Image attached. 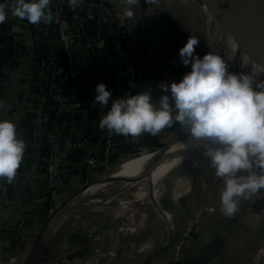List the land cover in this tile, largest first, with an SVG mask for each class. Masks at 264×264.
<instances>
[{
	"label": "crops",
	"instance_id": "0c3cea01",
	"mask_svg": "<svg viewBox=\"0 0 264 264\" xmlns=\"http://www.w3.org/2000/svg\"><path fill=\"white\" fill-rule=\"evenodd\" d=\"M35 1L41 8L43 0ZM17 3L28 7L31 0H17ZM73 3L74 0L61 1L58 4L60 12L68 14ZM130 9L132 16L127 33L116 39L114 34L104 31L105 44L101 54L90 50L84 42L76 44L75 56L84 63L82 71L77 84L64 86L61 96L52 102L50 119L46 123L40 119L44 89L31 80L37 70L36 64L25 69L24 62L30 52L27 51L26 33L22 32L21 42L26 57L23 63L16 64L12 59L10 26L0 16V138H3L0 146V264H5L13 250L18 252L39 231L45 215L43 218L37 215L34 221L25 219L17 240L10 245L19 219L39 208L44 210L43 194L54 186L58 189L55 198L65 197L83 183L87 156H94L92 177L134 153L129 144L126 117L120 116L110 157L101 159L105 119L97 116L94 98L85 99L86 95H94L97 86H106L112 91L126 88L155 96V100L140 101L137 108V129L143 150L160 146L171 132L174 121L166 112H170L176 122H183L179 126L188 122L180 128L183 129L195 120L188 119L218 109L219 104L231 106L238 100V88L235 95L229 92L220 98L223 95L220 86L225 83L227 71L233 65V47L238 45L205 4L199 0H139V6ZM86 11L81 29L90 34L97 10L88 7ZM13 25L20 29V24ZM156 40L161 47H157ZM47 54L55 64L60 65L63 61L54 25L49 32L38 36L35 55ZM173 54L178 57H172ZM24 71L30 77L25 82L23 101L18 112L9 119L14 106L13 94L19 86L20 73ZM247 83L245 80L240 87L246 88ZM61 116L64 117L62 127L58 125ZM69 119L70 123H67ZM28 121L31 128L27 126ZM34 127L38 137L32 141L30 136ZM48 133L57 135L55 165L62 173L61 182L51 183L47 179L44 154L49 145ZM79 135H84L86 141L75 145L74 140ZM17 152L21 157L20 176L14 194L10 195L6 191L8 173ZM197 181L194 188L188 184L175 197L170 190L169 194L160 196L159 204L167 213L169 224H165L151 208L144 213L142 233L153 238L152 248L144 254L135 252L132 247L127 257L122 258L123 253L116 259L110 254L98 253L112 248L120 239L117 236L119 217L111 208H106L83 212L77 223L73 220L63 222L64 218L52 223L51 230L43 232L26 264H51L56 256L55 243L62 240L73 264H82L85 259L90 261L94 256H98L102 264H260L256 256L264 242V197L257 200L237 182H202L200 186V178ZM33 203L37 210L31 206ZM200 205L212 209L200 214L185 243L180 246L175 240L169 243V227L177 225L179 214L184 212L185 217H189ZM217 206H224L230 212L220 213L215 209ZM131 235L136 238L138 232ZM153 251L155 255L145 263V257ZM23 255L20 254L21 262L25 258Z\"/></svg>",
	"mask_w": 264,
	"mask_h": 264
},
{
	"label": "built area",
	"instance_id": "2783aa9c",
	"mask_svg": "<svg viewBox=\"0 0 264 264\" xmlns=\"http://www.w3.org/2000/svg\"><path fill=\"white\" fill-rule=\"evenodd\" d=\"M63 0H43L41 8H38L37 2L31 0L28 7H21L18 5L17 0H0V16L6 19L10 26V41L12 50V59L16 64H21L25 60L26 53L21 49V42H23L22 32L26 33V44L28 59L25 60V69L31 64H38L41 71L44 73L45 87H46V101L43 103L40 109V119L43 123H46L50 119V105L49 101L61 96L62 88L67 84L72 86L77 84L78 76L82 71L84 63L78 60L75 56L74 46L79 42L87 44L88 48L98 54L103 52L105 38L104 31L114 34L116 39L127 33L126 25L129 23L132 11L130 8L121 5L115 0H74L73 6L68 14H62L60 12L58 4ZM88 7H94L97 10L96 22L93 30L90 34L82 32L81 22L85 19L86 10ZM158 15L160 11L156 12ZM17 23L20 29H17L13 24ZM51 24H55L56 31L58 33L59 45L62 53L63 61L61 64H51L50 54L41 56L38 59L35 55V50L38 47V36L44 35L51 29ZM245 53V58L246 57ZM68 64V70H65L63 64ZM241 67L245 68L244 73L247 72L246 61L241 62ZM245 76V74H244ZM243 76V77H244ZM30 75L25 71L20 73L19 86L13 94L14 106L10 110L8 116L9 119L13 118L18 112V109L23 101V96ZM245 78V77H244ZM98 95V107L97 116L105 119V130L103 134L102 156L105 160L110 157L113 148L114 132L116 128L117 120L120 116L126 117L127 133L129 144L133 151L142 152V145L140 142V135L137 129V108L142 100H155V96L134 92L126 88L112 91L106 86H97L96 91ZM90 99V98H87ZM167 116L175 122L173 115L170 112H166ZM64 121L61 119L58 123L60 127L63 126ZM32 139H36L37 129L33 128L31 132ZM54 133H48V148L46 154V174L49 182H61L62 173L56 168L55 157V138ZM2 137L0 138V146L2 144ZM86 141L85 137L77 136L74 140L75 145H81ZM128 159V158H127ZM21 157L19 152L16 153L10 166V177L7 181L6 191L8 194L13 195L16 190L18 178L20 176V163ZM94 162V156H87L85 164L83 165L85 171V182H90L91 178V165ZM93 177V176H92ZM57 189L52 186L50 189L49 207L48 210L53 212L52 204L56 202ZM258 196L257 199H260ZM99 201V200H97ZM106 201H109L107 199ZM33 208L36 204L31 205ZM212 209L208 205H200L195 208L193 213L189 217H185L184 223L181 224L180 232L178 233L175 244L180 246L185 243L193 225L198 221L200 214L203 211ZM220 213H229L230 210L224 206H217L215 208ZM58 212V211H57ZM56 213V212H55ZM252 214V212L250 213ZM62 216V215H60ZM59 216V217H60ZM25 217H21L16 226L14 240H17L20 226L22 225ZM58 221V220H57ZM56 223V221H54ZM52 221V223H54ZM130 228L131 227H127ZM133 228V227H132ZM121 229V226L119 227ZM134 229V228H133ZM132 230V229H131ZM264 244V243H263ZM261 244L257 252V262L264 264V259L260 255L264 254V245ZM148 246V243L141 245L139 249H144ZM57 251L56 257L53 258L51 264H73L72 258L68 257L66 252L65 241H59L55 243ZM115 248V246H114ZM120 255L123 253L122 246ZM22 253V252H21ZM20 253V254H21ZM99 254H115L112 250H99ZM20 254L18 255L15 250L8 256L5 264H21ZM119 258V256L117 257ZM82 264H102L98 256H94L93 259Z\"/></svg>",
	"mask_w": 264,
	"mask_h": 264
},
{
	"label": "rangeland",
	"instance_id": "374dc122",
	"mask_svg": "<svg viewBox=\"0 0 264 264\" xmlns=\"http://www.w3.org/2000/svg\"><path fill=\"white\" fill-rule=\"evenodd\" d=\"M53 25L56 29L55 24H51V26ZM128 25L129 23L126 25V28H128ZM155 43L157 44V40ZM184 43L186 46L188 45L187 41H184ZM157 47H161V44H157ZM169 51L171 50L169 49ZM233 53V65L230 67V70L227 71L229 73L226 74L225 83H222L220 86V94H223L220 98L222 99L224 94L229 92H233V94L235 95V90L237 88L239 90H237L239 92L237 94L240 95L238 96V100L231 104V106L225 105L223 107L222 105L217 104L218 109L212 110L214 112L213 116L211 115L216 119L230 114L232 109L239 107L247 98L252 97L257 92V90L264 84V63H260L256 60L254 68L250 69L251 64H253L251 61L252 58H245V51L243 50V48H241L240 46H234ZM172 57L177 58L178 55L173 54ZM243 60L246 61V73H244L245 68L241 67V62ZM227 77L228 80L226 79ZM245 80L248 81L246 88L240 87V84ZM75 114L71 116V122H73ZM254 114L255 115L252 124L243 126L236 133H234L232 136L222 142L211 145H202L198 147L191 154L176 163L172 168L168 169L160 180L161 185L164 187L165 191L167 192L170 190L171 192L170 188L172 187L177 191H182L184 187L182 188L180 184L185 187L186 185L191 184V188H194V186L198 184V178H200V186L202 182V184H205L207 182L212 184L219 182L224 183L226 181L234 183L237 182L241 184L243 188H245V190H248L249 193H253V196H255L254 198L257 199L258 196H261L259 198L262 199L264 197V94L261 97ZM90 118H93V115H90ZM67 123H70V119ZM67 123L65 124V126L67 125ZM181 123H178L176 121L173 122V127L169 130L173 131L169 135V138H167L165 146L170 143L171 136L173 135V133L177 132L182 127V125L179 127L176 126ZM174 127L176 128L175 130L173 129ZM66 130L67 129H65V131ZM80 137H82V135H80ZM160 146L151 150L142 149V152H138L139 150H137L133 154L119 159L111 166L109 165L108 167H105L100 174H98L97 176L94 175L90 179H101L102 177L108 174L110 175L113 173V171L119 168L122 163L126 161H131L133 158L143 152L147 154H153V151L159 148ZM215 149L217 151H225L226 155H216ZM155 153L156 152H154V154ZM100 157L101 159L103 158L101 155ZM143 173L144 171L141 173L130 174L128 177H123L118 180L108 179L106 180L107 183L101 184L100 186H98L99 188L98 190H96V192H93L90 195H86V197L81 196V193L84 191V189L82 191H78L73 196H71V198H69L66 205L59 212L62 216L59 217L58 221L64 218V220H62L63 222L66 220H73L74 223H77L81 219L80 215L83 212H91L98 209L100 210L111 208V211H113L119 217L117 222V236L120 239L118 242H114L115 248L113 246L112 248L108 249V251L112 250L115 252V254H110V257H114L116 259L117 255H119L118 248L122 246L124 242L130 243L135 239H137V242L131 244L133 246L132 249H135V252H138L139 254H144V252H148V250L151 249L153 246V238L150 235L142 233V231L145 225V218L143 215L144 213H147L150 208L152 209L153 206L148 192L149 185L145 180H140L138 181L139 183L130 187H126L124 185L126 181H129L131 179L130 177H135ZM200 174L201 177L199 176ZM95 180L90 181L89 184H91ZM83 183H85V181H83ZM73 191L74 190H71L70 193ZM146 192L148 193V195H146ZM166 192L162 193L160 196L166 195ZM66 197L67 196H63L60 198L56 197V202L52 204L53 209L60 201H62ZM107 199H109V201H106ZM49 213L50 211L47 209V213L45 214L43 220L46 219ZM81 222H84L83 219L81 220ZM120 226L121 229H119ZM127 227H131L132 230ZM169 228L172 229L171 227ZM50 230L51 227L49 231ZM135 232H138V238H134V236L136 235H131ZM34 237L29 239V241L26 242L22 246V248L18 250V252H16L18 255L21 252L22 254H24L23 257L25 258L21 262V264H26V262L31 259L30 257L33 253L32 251L29 253V251L27 252V250H30V246L33 242ZM145 243H148V246L144 249H139V247L141 245H144ZM260 256L262 257V259H264V254ZM260 264H262V262H260Z\"/></svg>",
	"mask_w": 264,
	"mask_h": 264
},
{
	"label": "bare ground",
	"instance_id": "6f19581e",
	"mask_svg": "<svg viewBox=\"0 0 264 264\" xmlns=\"http://www.w3.org/2000/svg\"><path fill=\"white\" fill-rule=\"evenodd\" d=\"M255 1L264 3V0ZM246 57L251 59V57L248 55H246ZM251 61L253 64H251L250 69H253L256 61H254L253 59H251ZM263 94L264 84L257 90V92L252 97L247 98L239 107L232 109L230 114L217 119L208 115L200 116L194 121H192L191 124L187 127L180 129L179 132L177 131L178 133L175 137L174 135L176 134V132L173 133L171 138H174L172 139V141H170L168 145L164 147V153L162 155H159V153L157 152L155 154H147L143 152L133 158L131 161H126L122 163L119 168H117L115 171H117V174L118 176H120V178L128 177L130 174L141 173L144 171V173L141 175L130 177L131 179L129 181H126L124 185L126 187H130L139 183L138 181L140 180H145L149 185L148 192L151 199V203L153 204L152 210L165 224H169L170 220L168 219V215L159 204L160 195L166 192L160 182L162 176L168 169L172 168L176 163L191 154L198 147L202 145H211L222 142L228 139L234 133H236L243 126L252 124L256 107ZM186 124L183 125L185 126ZM176 126L179 127V125ZM215 151L216 155H226V152L223 150L217 151L215 149ZM112 176V174H108L102 177L101 179L96 178L95 181H93L84 189V191L81 193V196L86 197V195H90L91 193L96 192V190H98L99 188L98 186L107 183V177L110 178ZM180 186L185 187L182 184H180ZM166 193L169 194L170 192L167 191ZM178 193L179 191L171 188L170 194L173 195V197L177 196ZM146 195H148L147 192ZM61 210L62 209H60L54 214L52 218L53 222L59 219V216L61 215L59 212ZM131 244L132 243L127 242H124L122 244L123 254L120 256V258H122L123 256L127 257V255L131 252V247H133ZM28 251L29 249L27 250V252Z\"/></svg>",
	"mask_w": 264,
	"mask_h": 264
},
{
	"label": "water",
	"instance_id": "95a60500",
	"mask_svg": "<svg viewBox=\"0 0 264 264\" xmlns=\"http://www.w3.org/2000/svg\"><path fill=\"white\" fill-rule=\"evenodd\" d=\"M121 5L128 8H136L139 6V0H115ZM205 4L215 19L223 27V29L232 37L235 43L243 48L245 53L250 56L255 61L264 63V3L255 2L254 0H199ZM214 111H209L205 114H198L195 117L188 119L194 120L202 115L213 116ZM172 132V131H171ZM169 133V135L171 134ZM167 136V138L169 137ZM163 144L153 151L162 155L166 140ZM117 171H113L112 177H107L110 180L121 179L118 176ZM96 179V178H95ZM93 179V180H95ZM98 179V178H97ZM107 179V180H108ZM90 182H85L80 185L76 190L71 192L65 199L60 201L56 206L53 212H50L46 219L43 221L40 226L39 231L35 235L33 242L30 246L29 253L34 251L36 244L41 239L43 232L48 229L52 224V218L55 212L62 209L69 198L73 196L78 191H82L89 185ZM185 219V213L181 212L179 214V220L177 225L170 230V240L169 243H172L181 229V224ZM121 252V249L118 250V254ZM155 255V251L151 252L144 259V262L147 263Z\"/></svg>",
	"mask_w": 264,
	"mask_h": 264
},
{
	"label": "trees",
	"instance_id": "16d2710c",
	"mask_svg": "<svg viewBox=\"0 0 264 264\" xmlns=\"http://www.w3.org/2000/svg\"><path fill=\"white\" fill-rule=\"evenodd\" d=\"M40 58V56H38V58H37V63H38V59ZM49 63H51V64H55L54 62H52L51 60H50V62ZM36 66V68L35 69H37L36 70V72H33L34 74H32V78H31V80H33V81H36L37 83H39V84H41L42 85V87H43V89H44V96H43V101H42V104H41V106L43 105V103L46 101V87H45V78H44V73L41 71V68H40V66L38 65V64H36L35 65ZM63 67L65 68V70H68V64L67 63H64L63 64ZM101 88H102V86H101ZM92 97L94 98V100H95V102H96V105L98 104V95H97V92H95L94 93V95L93 96H88V95H86V97H85V99H87V98H91L92 99ZM56 99H58V98H56ZM56 99H51L48 103H49V105L51 106V104H52V102L54 101V100H56ZM90 99V100H91ZM89 100V99H88ZM97 107H98V105H97ZM97 109V108H96ZM97 111V110H96ZM96 115V114H95ZM63 120L64 119V117L63 116H61L60 118H59V120ZM27 126L29 127V128H31L32 126H31V122H27ZM54 134H56V133H54ZM47 136V135H46ZM80 136V135H79ZM82 137H84V135H82ZM47 138V137H46ZM30 139L32 140V137L30 136ZM47 140H48V138H47ZM33 141V140H32ZM56 141H57V137L55 138V142H54V145H55V150H56ZM49 143V142H48ZM48 148V147H47ZM56 153V152H55ZM46 154H47V150L45 151V161H46ZM55 157H56V155H55ZM8 176L10 177V170H9V173H8ZM58 190V189H57ZM43 196H44V198H45V202H46V204H45V202L43 203V204H45L44 206H45V208H44V210L43 209H41V208H39L38 210H37V208H35L34 210H37V211H39V213L38 214H36V212L37 211H31V212H29V213H26V215L24 216L27 220L28 219H30L29 221H34L35 220V218L37 217V215L38 216H40V217H44V215H45V213H47V209H48V207H49V203H48V205H47V201H48V197L50 196V190L48 191V193H45V194H43ZM42 198V197H41ZM47 200V201H46ZM42 207V206H41ZM36 223V222H35ZM15 240H14V233L12 234V237L10 238V245L12 246L13 245V242H14ZM10 246V247H11Z\"/></svg>",
	"mask_w": 264,
	"mask_h": 264
}]
</instances>
